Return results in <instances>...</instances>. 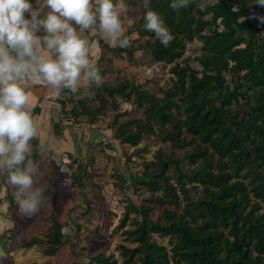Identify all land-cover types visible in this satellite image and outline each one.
<instances>
[{
	"label": "trees",
	"instance_id": "16d2710c",
	"mask_svg": "<svg viewBox=\"0 0 264 264\" xmlns=\"http://www.w3.org/2000/svg\"><path fill=\"white\" fill-rule=\"evenodd\" d=\"M170 2L151 0L150 4L175 37L169 47L143 28L142 0H125L131 8L132 23L125 28L130 47L113 48L100 40L112 53L134 59L136 52L142 51L167 65L170 78L160 88L161 95L125 78L116 84L93 86L83 97L70 96L63 103H72L68 110L63 104L60 107L62 121L65 112L73 124L82 116H90V123H95L104 109L119 110L121 102H135V111H142L140 116H131L132 109L115 114V139L135 147V154L143 149L140 144L146 136H156L170 146V152L157 148L154 158L142 162L141 174H130L134 191L144 187L146 197L140 206L128 199L123 209L118 225L127 240L117 245L122 262L117 254L105 250L86 253L88 261L264 264V5L258 0H209L210 6L201 12L196 0L177 13L169 7ZM194 40L202 43L194 57L197 67L190 57H184ZM93 100L100 102L101 109L95 112L89 106ZM125 115L129 118L121 119ZM59 129L64 131L63 122ZM31 143V157L44 163L40 136ZM0 189L4 191L0 214L21 215L26 225L29 216L20 213L2 173ZM44 194H50L48 188ZM5 203L6 210L2 207ZM158 206L163 209L154 218L151 213ZM131 210L136 213L132 218ZM45 236V241L32 236L20 242L17 252L40 243L45 260L71 243L56 217ZM11 240L14 237L8 230L0 232V264L13 263L18 257Z\"/></svg>",
	"mask_w": 264,
	"mask_h": 264
},
{
	"label": "rangeland",
	"instance_id": "374dc122",
	"mask_svg": "<svg viewBox=\"0 0 264 264\" xmlns=\"http://www.w3.org/2000/svg\"><path fill=\"white\" fill-rule=\"evenodd\" d=\"M123 17V26L127 28L132 23V19L129 18L130 12ZM86 38L96 44L92 58L100 69L103 83L116 84L128 78L141 84L143 88L151 89L156 95H161L160 88L167 84L170 78L167 65L153 61L142 51L136 52L137 57L134 59L125 54L112 53L101 46L100 40L103 39L98 35ZM201 45V41L194 40L188 44L184 55L191 58L190 62L194 67L198 66L194 57L200 53ZM81 88L82 93L76 98L86 96L91 91V88ZM73 95L75 94L68 90L62 95L63 98L55 97L60 102L58 105L52 103L51 115L46 116L47 123L40 125L41 129L46 130L40 137L39 144V152L44 163L37 164L43 170L45 190L48 188L50 191L49 195H45L50 207H42L38 213L29 217L26 225H23L24 221L19 217L21 215L10 212L0 214V232L8 230L9 235L14 237L11 246L19 257L10 264H20L21 261L25 263L41 261L45 264H98L88 261L86 253L95 254L100 250L117 254L119 261L122 262L121 249L117 245L120 246L119 243L127 240L118 225L122 221L123 209L128 199L140 206L146 197L144 187L140 186L134 191L130 174H141L142 162L154 158L157 148L170 152L168 143L156 136H146L143 139L140 144L143 149L139 154L134 153L135 147L115 139L113 131L115 114L119 110L123 112L125 109H132L131 116H140L142 111H135V102H121L119 110L111 107L104 109L98 114L95 123H90V116H82L73 124L70 122L73 118L67 119L65 112L64 120H60V114L63 112L60 107L62 108V104ZM63 105L64 109L68 110L72 103L67 102ZM89 106L90 111L95 112L100 108V102L90 101ZM126 118H129V115L121 119ZM62 122L65 129L60 132ZM67 151L72 152L75 159L71 156L69 158ZM177 154L180 155V151ZM81 164L82 167H79ZM122 176L126 179L123 180ZM85 188L90 189V195L84 192ZM3 193V189H0V194ZM7 205V203L2 205L4 210ZM162 209L159 206L155 208L152 216L158 217ZM135 214L131 210L130 218ZM54 217L62 224V231L70 238L71 243L63 245L54 256L45 260H42L45 255L40 243L32 248L18 249L17 252V245L32 236H37L38 241H45V234ZM129 222L127 221V228L131 227ZM8 262L10 261L7 260L6 264H9Z\"/></svg>",
	"mask_w": 264,
	"mask_h": 264
},
{
	"label": "clouds",
	"instance_id": "9594fccd",
	"mask_svg": "<svg viewBox=\"0 0 264 264\" xmlns=\"http://www.w3.org/2000/svg\"><path fill=\"white\" fill-rule=\"evenodd\" d=\"M193 3L171 0L169 7L179 13ZM150 4L142 0L143 28L167 48L175 37ZM196 6L206 11L209 0ZM130 11L125 0H0V173L22 215L50 207L43 170L30 155L38 129L29 88H48L55 98L65 89L75 94L81 87H100L104 80L92 58L96 44L86 37L98 35L113 48L130 47L122 23ZM84 192L90 195L89 188Z\"/></svg>",
	"mask_w": 264,
	"mask_h": 264
},
{
	"label": "crops",
	"instance_id": "0c3cea01",
	"mask_svg": "<svg viewBox=\"0 0 264 264\" xmlns=\"http://www.w3.org/2000/svg\"><path fill=\"white\" fill-rule=\"evenodd\" d=\"M33 4H35V0H31ZM43 35V33H40ZM30 92V105L32 107L33 116L35 119V122L38 124V135L41 137L43 136L44 132H46L45 129H41L40 125L45 122L47 123V117L51 115V109H52V103L58 105V101L56 98L52 100L53 97L50 96V89L42 87V86H32L29 88ZM68 90H62L59 98H63L62 95H65ZM80 93H82V88L78 90L77 93H75V96H79ZM56 105V106H57ZM55 107V106H54ZM48 112V113H47ZM46 127V125H45Z\"/></svg>",
	"mask_w": 264,
	"mask_h": 264
}]
</instances>
